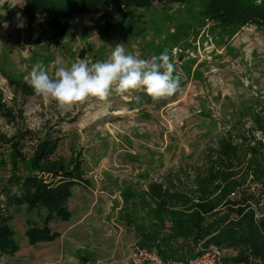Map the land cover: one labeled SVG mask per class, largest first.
<instances>
[{
	"label": "rangeland",
	"instance_id": "obj_1",
	"mask_svg": "<svg viewBox=\"0 0 264 264\" xmlns=\"http://www.w3.org/2000/svg\"><path fill=\"white\" fill-rule=\"evenodd\" d=\"M23 5L24 0H0L2 12ZM207 8L208 0L155 4L111 29L97 17H85L71 23L64 38L29 25L21 15L0 28V95L18 115L14 123L0 120V137L28 133L14 139L21 144V160L11 144H1L0 188L34 174V153L47 138L58 140V157L81 156L90 181L74 189L66 212L12 211L15 237L0 264H131L139 233L156 232L159 217L170 210L162 212L150 198L149 184H191L207 170L227 132L236 135L251 126L246 108H264V28L234 32L209 20ZM119 43L141 59L167 50L173 75L181 76L176 94L154 102L142 90L113 91L104 102L89 98L60 107L36 93L24 97L11 83H27L36 62L55 78L57 62L70 67L77 60L110 59ZM257 212L264 217V202ZM225 253L237 255L229 248Z\"/></svg>",
	"mask_w": 264,
	"mask_h": 264
},
{
	"label": "trees",
	"instance_id": "obj_2",
	"mask_svg": "<svg viewBox=\"0 0 264 264\" xmlns=\"http://www.w3.org/2000/svg\"><path fill=\"white\" fill-rule=\"evenodd\" d=\"M191 0H24L23 6L0 9V28L15 16L25 17L29 25L40 24L57 37L64 38L71 23L85 17H97L106 29L119 21L135 20L136 12L155 4L185 5ZM209 20L238 32L253 25L264 28V0H208ZM24 97L35 95L27 83L11 81ZM250 112L251 126L245 125L236 135L227 132L220 139L206 171L199 172L189 185L175 180L153 182L150 198L162 209L156 232L139 233L140 248L155 250L164 261L188 260L197 255L201 241L237 252L226 260L232 264H264V217L257 208L264 202V108ZM22 117V113L20 115ZM18 115L0 95V120L14 123ZM28 133L11 139L0 137L1 144H11L15 158H24L20 141ZM34 153L33 175L20 184L11 180L0 188V260L8 255L6 243L13 240L12 211L30 210L66 212L76 187L90 186L82 157L70 160L58 157L57 139H46ZM257 186L259 192H252ZM239 195L238 199L233 196ZM158 228V229H157ZM167 232V233H166Z\"/></svg>",
	"mask_w": 264,
	"mask_h": 264
},
{
	"label": "clouds",
	"instance_id": "obj_3",
	"mask_svg": "<svg viewBox=\"0 0 264 264\" xmlns=\"http://www.w3.org/2000/svg\"><path fill=\"white\" fill-rule=\"evenodd\" d=\"M50 77L43 63L36 62L27 83L37 95L49 97L60 107L73 106L96 98L107 101L114 91L117 95L142 90L154 102L167 99L179 90L181 76L177 73L167 50L150 59L127 53L123 43L115 45L110 59L89 64L77 60L70 67L57 62ZM133 99L139 103L140 97Z\"/></svg>",
	"mask_w": 264,
	"mask_h": 264
},
{
	"label": "built area",
	"instance_id": "obj_4",
	"mask_svg": "<svg viewBox=\"0 0 264 264\" xmlns=\"http://www.w3.org/2000/svg\"><path fill=\"white\" fill-rule=\"evenodd\" d=\"M197 255L188 260H168L159 258L155 250L134 246L131 264H232L226 260L225 250L217 245L201 241L196 249Z\"/></svg>",
	"mask_w": 264,
	"mask_h": 264
}]
</instances>
